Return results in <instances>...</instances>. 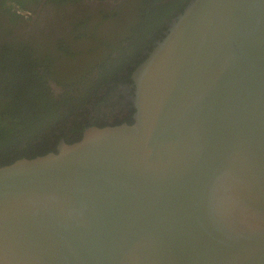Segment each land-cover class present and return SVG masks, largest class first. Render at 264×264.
<instances>
[{
    "label": "water",
    "instance_id": "95a60500",
    "mask_svg": "<svg viewBox=\"0 0 264 264\" xmlns=\"http://www.w3.org/2000/svg\"><path fill=\"white\" fill-rule=\"evenodd\" d=\"M130 79L131 125L0 167V264H264V0H191Z\"/></svg>",
    "mask_w": 264,
    "mask_h": 264
},
{
    "label": "flooded vegetation",
    "instance_id": "af4514ba",
    "mask_svg": "<svg viewBox=\"0 0 264 264\" xmlns=\"http://www.w3.org/2000/svg\"><path fill=\"white\" fill-rule=\"evenodd\" d=\"M13 1L4 5V9L8 13L0 11V56L4 54L3 48L6 46L12 50L16 49L13 52L14 55L19 50L30 54V67L28 65H26L28 68L22 67V69H28L27 74L29 75L24 78L23 76L19 78L16 75L20 79L16 85L23 83L20 84L21 92L27 93L29 96L27 101L34 105L36 104L35 97L41 96L43 98L44 85L41 88L37 86L35 89L28 85V82L36 84L38 79L45 84L46 81V86L50 89L49 95L54 102H58L56 112H59L58 122L62 123L59 125V129L56 128L51 131L52 139L41 146L43 148L40 153L55 151L61 141L66 143L65 139L68 141L76 140L88 128L96 127L94 124L113 125L122 121L127 123L126 120L131 117V114L133 117L130 103L132 97L130 78L133 71L131 73L129 71L135 69L137 62L163 38L169 24L175 17L171 21L167 17H163L162 23L156 19L155 26L149 29L147 27L153 25L154 19L137 20L139 9L142 7V0ZM16 1H20L21 6L26 10L17 5ZM135 1L139 2V9L135 24L130 29V34L128 33L122 39L115 41L97 40L98 33L104 26L115 19H119L124 12L133 7ZM158 5L160 3L156 6ZM185 7L180 6V9L183 11ZM125 9L127 10L125 11ZM171 13L175 12L172 10ZM89 28H91V32ZM96 42L105 48L104 54L106 55L101 57V61L107 59L108 70L115 64V59L120 58L121 53L125 51L132 54L130 67L120 66L119 73L115 76H108L109 74L104 72V67L101 69L100 62H92L84 73V79L78 82L79 85H74L71 80L60 78L59 73L65 67L70 66L80 57L92 55L93 52L97 51L99 47ZM82 43L92 44L90 47L80 50L79 47ZM16 57L20 58L22 55ZM1 69L0 73L3 74L0 75V101L3 104L5 101L2 94L6 93L8 84L12 85V78ZM106 76L108 77L106 78ZM96 86L98 90L89 101L81 100L84 89L92 91V88H96ZM67 95L74 99L73 103L66 101ZM49 103L42 104L38 108L39 114L47 115L46 107ZM38 104H41L40 101ZM2 113L0 106V119L7 121ZM31 116L33 114H30ZM35 116L33 117L35 118ZM10 117L13 118V115ZM25 131L28 136L33 132L29 126ZM14 132L16 133L18 130ZM28 146L29 144L25 142L22 148H28Z\"/></svg>",
    "mask_w": 264,
    "mask_h": 264
},
{
    "label": "trees",
    "instance_id": "16d2710c",
    "mask_svg": "<svg viewBox=\"0 0 264 264\" xmlns=\"http://www.w3.org/2000/svg\"><path fill=\"white\" fill-rule=\"evenodd\" d=\"M57 1H74V0H57ZM189 1L190 0H142V7L139 9V15L137 16L138 18L137 20L148 21L154 19L153 25L147 27L151 29L155 26L156 19L159 20L160 23H162L163 17H167V19L171 21L172 18L182 13L180 6L185 7L187 4L186 2ZM9 2L11 3L14 1L0 0V11L8 13V11L4 9V5ZM16 2L17 5H19L21 8L26 10L23 6H21L22 3L20 1H16ZM158 3H160V5L156 6ZM172 10L175 13H171ZM3 50H4L3 51L4 54L0 56V68H2L1 71L7 72L8 73L7 76L12 78L11 80L12 85L8 84V88L7 89L5 88L6 93L2 94L5 103L1 104L0 101L1 104L0 106L3 112L2 114L7 119V121L0 119V167L12 164L14 161L19 159H33L39 156L46 155L48 153H56V150L50 152L45 151L43 153H40L43 148L41 146L51 141L52 139L51 131L56 128L59 129V125L62 124L61 122H58L59 112H56V108H57L56 105H58V102L56 101L54 102L52 97L49 95L50 89L46 86V81L45 84L41 83L38 79L36 80V84L32 82H28V85H31V87L35 89H37V86L41 88L44 85V88L42 90L44 92L43 98L41 96L37 98L35 97L34 100L36 104L34 105L29 101H27V98H29L28 94L21 92L20 84L23 83L21 82L18 85H16L18 80H20L17 77L20 78V76H23L24 78L27 75H29L27 74L28 69H22V67H26V68H28V66L30 67V63H29V61H31L30 54L28 52L27 53L21 52L19 50L14 55L13 52L16 49L12 50L8 46L4 47ZM17 55H22V57L17 58L16 57ZM121 55L122 56H120V58L117 57L115 59V64L109 70L107 68V59L98 61L101 64V69L104 67L105 71L104 70L103 71L106 74H109L108 76H115L117 73H119L120 66H124L126 68L130 67L132 61L131 52L125 51L122 52ZM146 57L147 55L141 58V60L137 62L135 67L138 66ZM133 70L134 68L130 69L129 73H131ZM84 73L85 72L80 73V75L77 78L75 77L73 80H71L72 81L71 83H74V85H79L78 82L83 80L85 77ZM1 74L3 73L1 72L0 75ZM108 76H106V78ZM44 80L42 81L44 82ZM23 82L25 83V81ZM85 90L86 89L83 90V95H81L82 96L81 100H85L87 102L91 99L92 95H94L98 89L96 86V88H92L93 92L91 90H86V91ZM86 94L87 96H85ZM46 98H48V100H46ZM39 101L41 103L40 105L38 104ZM66 101L73 103L74 99L71 96L67 95ZM47 102H50L49 105L46 107L48 110L47 115L39 114L40 111L38 110V108L42 104L44 105ZM30 114H33V116L36 115L35 118L33 116L30 117ZM10 115H13V118L10 117ZM131 118H132V114L131 117L126 120L127 124L129 125L133 123V119ZM123 123L124 121L115 123L113 125H106L100 123L94 125L98 128H104L109 126L121 125ZM28 126L33 131L32 134L29 136L26 134L25 131V129L26 130L28 129ZM17 130L18 132L15 133L14 131ZM82 136L83 135L81 134L74 141H68L65 139L66 144L70 145L75 142H78L79 140H81ZM25 142L29 144L28 148H22Z\"/></svg>",
    "mask_w": 264,
    "mask_h": 264
},
{
    "label": "rangeland",
    "instance_id": "374dc122",
    "mask_svg": "<svg viewBox=\"0 0 264 264\" xmlns=\"http://www.w3.org/2000/svg\"><path fill=\"white\" fill-rule=\"evenodd\" d=\"M139 9V2L135 1L133 7H130L127 12H124L119 19H115L113 22L104 26V28L98 33L97 40L107 39L111 41L120 40L124 36L128 35L130 29L136 21L137 11ZM127 9H125L126 11ZM91 32V28H89ZM130 34V33H129ZM99 49L86 57H80L70 66L68 65L65 69L59 73L60 78L63 80H73L77 75L82 72H86L87 68L92 62L97 63L101 61V57L105 56L104 47L96 42ZM92 43H82L79 47L80 50L86 49L91 46ZM103 60V59H102Z\"/></svg>",
    "mask_w": 264,
    "mask_h": 264
}]
</instances>
